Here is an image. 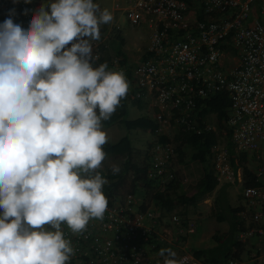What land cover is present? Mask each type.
<instances>
[{"label":"built area","instance_id":"2783aa9c","mask_svg":"<svg viewBox=\"0 0 264 264\" xmlns=\"http://www.w3.org/2000/svg\"><path fill=\"white\" fill-rule=\"evenodd\" d=\"M40 4L46 5L0 0V24L15 9L14 23L27 28ZM122 12L131 28L146 31V45L137 61L128 65L114 57L108 70L123 72L129 83L125 105L141 103L139 112L157 126L146 150V180L159 190L174 185V145L156 137L171 139L178 129L199 134L202 102L224 94L229 106L222 135H228V146L212 148L210 170L216 187H239L236 241L249 244L252 261L264 264V0H127ZM210 118L215 121L207 116L204 131H215ZM244 172L252 185H242ZM61 228L75 251L68 264H164L167 253H159L167 248L178 264H205L179 246L193 233V223L174 213L164 218L130 193L108 205L104 218L91 220L83 234H72L66 224Z\"/></svg>","mask_w":264,"mask_h":264},{"label":"clouds","instance_id":"9594fccd","mask_svg":"<svg viewBox=\"0 0 264 264\" xmlns=\"http://www.w3.org/2000/svg\"><path fill=\"white\" fill-rule=\"evenodd\" d=\"M31 11L27 28L14 23L15 9L0 24V264H68L75 251L61 225L81 235L108 209L97 171L108 142L102 121L129 83L107 62L93 66L108 9L53 0ZM166 253L164 264H178Z\"/></svg>","mask_w":264,"mask_h":264},{"label":"trees","instance_id":"16d2710c","mask_svg":"<svg viewBox=\"0 0 264 264\" xmlns=\"http://www.w3.org/2000/svg\"><path fill=\"white\" fill-rule=\"evenodd\" d=\"M123 44L124 41L121 35L114 31L106 47L102 45L97 46L96 51L98 55L94 60L93 66L98 67L100 64L107 62L109 68L110 61L114 57L121 58L122 62H125L126 56L122 50ZM133 106L139 111L144 109L141 103H136ZM228 106L229 101L224 94L214 95L204 100L200 106V111H197V128L201 129L199 134L178 129L171 139L165 136L156 137V141L159 142L171 141L174 144V154L178 159L182 155V148H184L189 151V162L202 165L201 176L193 187L194 193L189 197H185L184 194L173 196L176 188H178L177 181L174 182V185L169 183L164 186L163 189L159 190L155 182L146 180L145 170L147 167V152L146 150L145 152L134 151L126 136L119 138L114 143H106L103 146V150L106 153L105 159L122 160L120 166L121 171L117 175H113L111 170H108V172L97 170L99 174L107 180L102 191L108 199V205L120 197L119 191L125 184L126 178H130L127 193L140 196L145 200L147 199L162 213V216L163 214L171 213L177 205L184 206L187 204L193 207L203 199L204 196L213 192L216 188V181L210 170L211 166L209 165V159L212 148L219 144L218 141L221 139L223 131L221 124L226 117ZM207 116H213L215 118V131H204L202 129L205 123L203 121H205ZM116 123L121 125L126 132L140 131L150 135H154L157 128L156 124L144 115H140V117L135 119H127L125 99L121 100L120 106L109 120L102 121V127L108 128ZM223 139L225 142L224 146L227 147L228 135H223ZM139 159L141 160L138 161ZM245 173L248 179L243 181L242 185L250 186L253 184L250 179V174L244 172V174ZM225 188L226 185L218 188V192L214 198L215 213L213 215L215 220L220 222L225 219L222 214L228 212V230L222 234L215 232L211 236L214 244L212 248L196 251L192 254L205 264H217L229 259L239 262L242 253L243 245L238 243L235 237L240 228V224L235 218V213L238 208H229L227 206ZM177 215L184 216V213H177Z\"/></svg>","mask_w":264,"mask_h":264},{"label":"rangeland","instance_id":"374dc122","mask_svg":"<svg viewBox=\"0 0 264 264\" xmlns=\"http://www.w3.org/2000/svg\"><path fill=\"white\" fill-rule=\"evenodd\" d=\"M100 6L101 10L108 9L113 15V21L106 25H101L100 33L101 38L98 41H92V47L97 48L98 45L104 47L107 46V42L114 33L112 26L118 27V33L123 38L124 44L122 47L125 53L126 63L130 65L131 63L138 60L144 46L146 45V31L140 29L131 28L124 19L122 10L126 6L127 0H94L93 2ZM46 5L47 2L45 1ZM49 4V3H48ZM127 119H135L143 115V112H139L134 106L126 105ZM210 124L215 126L214 119L210 118ZM221 127L223 125L221 124ZM108 136L107 143H114L119 138L126 136L134 151L145 152L148 149L149 144L155 140L153 135L148 133H142L140 131H130L126 132L123 127L119 124H114L108 128L102 127ZM219 145L224 144L223 135L221 134V139L218 141ZM174 145V144H173ZM177 147V146H176ZM189 151L182 148V155L178 159L175 154L172 159V170L173 174L176 176L177 186L173 196H178L179 194H184L185 197H189L194 193V185L201 176L202 165L198 163H193L188 161ZM139 159L138 161H140ZM121 159H105L99 170L108 172L111 170L112 165L121 166ZM130 178H126V182L119 191V196H124L128 192ZM217 186L213 192L204 196L195 206H190L185 204L177 205L174 210L169 214H163L164 218H167L171 214L184 213L181 216L186 222L193 223L194 230L193 233L187 234L185 238L181 240L179 246L183 249L184 254L192 255L196 251L205 250L207 248H212L214 246L211 236L215 233H224L228 230L229 214L225 212L222 216L224 220L218 222L214 218L215 205L214 198L218 192ZM225 200L229 208H236L240 204L239 200V187L237 186H226L225 188ZM139 198H142L138 196ZM145 200V199H144ZM147 205L154 208L155 206L150 203L147 199L145 200ZM251 248L249 244H245L240 255V264H255L249 256L251 253Z\"/></svg>","mask_w":264,"mask_h":264},{"label":"crops","instance_id":"0c3cea01","mask_svg":"<svg viewBox=\"0 0 264 264\" xmlns=\"http://www.w3.org/2000/svg\"><path fill=\"white\" fill-rule=\"evenodd\" d=\"M35 1H42V0H35ZM43 1H46L47 5H48V3L50 4L51 2H53V0H43ZM95 3H96V1H95Z\"/></svg>","mask_w":264,"mask_h":264}]
</instances>
